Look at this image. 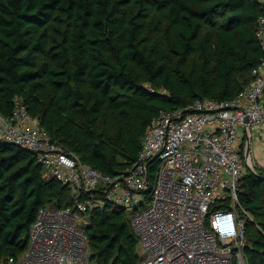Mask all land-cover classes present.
Masks as SVG:
<instances>
[{"label": "trees", "instance_id": "trees-1", "mask_svg": "<svg viewBox=\"0 0 264 264\" xmlns=\"http://www.w3.org/2000/svg\"><path fill=\"white\" fill-rule=\"evenodd\" d=\"M263 13L258 0H0V114L21 99L82 163L125 173L161 111L233 100L251 82ZM238 196L246 264H264V171L247 169ZM75 205L35 153L0 141V264L24 255L41 208ZM85 216L93 264L141 263L131 212Z\"/></svg>", "mask_w": 264, "mask_h": 264}, {"label": "built area", "instance_id": "built-area-1", "mask_svg": "<svg viewBox=\"0 0 264 264\" xmlns=\"http://www.w3.org/2000/svg\"><path fill=\"white\" fill-rule=\"evenodd\" d=\"M258 2L264 9V0ZM256 38L263 57L235 99L204 98L161 111L137 161L116 176L103 175L51 139L21 99L10 117L0 114V141L35 153L47 176L76 198L74 209L39 210L17 264H93L85 215L106 204L132 213L140 264H246L249 214L238 193L243 173L260 168L251 145L264 136V13Z\"/></svg>", "mask_w": 264, "mask_h": 264}, {"label": "rangeland", "instance_id": "rangeland-1", "mask_svg": "<svg viewBox=\"0 0 264 264\" xmlns=\"http://www.w3.org/2000/svg\"><path fill=\"white\" fill-rule=\"evenodd\" d=\"M263 138V139H262ZM251 147H253L254 150V159L257 161L260 168L257 169V171L263 170L264 171V136H259V139L257 138L252 142ZM7 264H17L13 261H8Z\"/></svg>", "mask_w": 264, "mask_h": 264}, {"label": "bare ground", "instance_id": "bare-ground-1", "mask_svg": "<svg viewBox=\"0 0 264 264\" xmlns=\"http://www.w3.org/2000/svg\"><path fill=\"white\" fill-rule=\"evenodd\" d=\"M225 205H226V204H225ZM225 205H224V207H225ZM228 205H229V204H228ZM225 209H229V210H230V209H233V208H232V206L229 205V207H225Z\"/></svg>", "mask_w": 264, "mask_h": 264}, {"label": "crops", "instance_id": "crops-1", "mask_svg": "<svg viewBox=\"0 0 264 264\" xmlns=\"http://www.w3.org/2000/svg\"><path fill=\"white\" fill-rule=\"evenodd\" d=\"M256 138H258V139H259V135H257V136H256Z\"/></svg>", "mask_w": 264, "mask_h": 264}]
</instances>
